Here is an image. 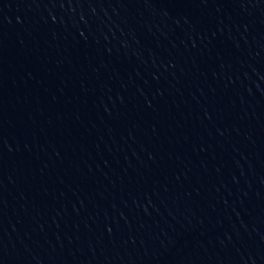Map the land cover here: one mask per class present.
<instances>
[{"label": "water", "instance_id": "95a60500", "mask_svg": "<svg viewBox=\"0 0 264 264\" xmlns=\"http://www.w3.org/2000/svg\"><path fill=\"white\" fill-rule=\"evenodd\" d=\"M0 264H264V0H0Z\"/></svg>", "mask_w": 264, "mask_h": 264}]
</instances>
